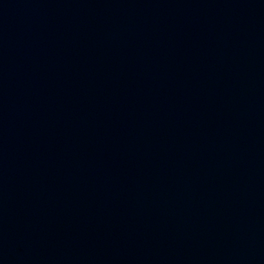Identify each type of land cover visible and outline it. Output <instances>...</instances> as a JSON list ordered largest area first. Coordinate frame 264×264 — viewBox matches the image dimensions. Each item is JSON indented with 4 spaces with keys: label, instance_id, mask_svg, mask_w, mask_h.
Returning a JSON list of instances; mask_svg holds the SVG:
<instances>
[{
    "label": "water",
    "instance_id": "water-1",
    "mask_svg": "<svg viewBox=\"0 0 264 264\" xmlns=\"http://www.w3.org/2000/svg\"><path fill=\"white\" fill-rule=\"evenodd\" d=\"M0 264H264V0H0Z\"/></svg>",
    "mask_w": 264,
    "mask_h": 264
}]
</instances>
